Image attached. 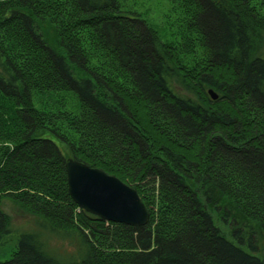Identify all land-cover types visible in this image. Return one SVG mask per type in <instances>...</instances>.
Instances as JSON below:
<instances>
[{
  "label": "trees",
  "instance_id": "16d2710c",
  "mask_svg": "<svg viewBox=\"0 0 264 264\" xmlns=\"http://www.w3.org/2000/svg\"><path fill=\"white\" fill-rule=\"evenodd\" d=\"M169 1L163 41L122 0H0V264H264V0ZM70 157L148 224L79 207Z\"/></svg>",
  "mask_w": 264,
  "mask_h": 264
},
{
  "label": "water",
  "instance_id": "95a60500",
  "mask_svg": "<svg viewBox=\"0 0 264 264\" xmlns=\"http://www.w3.org/2000/svg\"><path fill=\"white\" fill-rule=\"evenodd\" d=\"M66 170L69 193L82 209L106 221L148 224L149 209L133 187L72 157L66 159Z\"/></svg>",
  "mask_w": 264,
  "mask_h": 264
},
{
  "label": "rangeland",
  "instance_id": "374dc122",
  "mask_svg": "<svg viewBox=\"0 0 264 264\" xmlns=\"http://www.w3.org/2000/svg\"><path fill=\"white\" fill-rule=\"evenodd\" d=\"M122 2L127 9L129 8L137 11L138 14L142 16L143 19L146 20L147 24L156 30L161 40L170 41L174 39L173 33L175 30L174 27L177 25L175 22L178 14V10H177L178 7L174 5V3L170 2L169 0H122ZM49 24L50 23L48 21H43L41 23V28L44 36L52 40L54 39L56 32H54L53 27L50 26ZM258 31L260 36L255 40L256 42H255V50H254V53L257 55L264 53V32H261L260 29H258ZM133 188L135 189V187ZM8 204L10 203L8 202ZM219 207L223 208L224 205L222 204ZM5 208H6L5 210L8 213L13 215L15 220H20L18 213L14 209H12L11 204L7 205ZM223 210L228 216L227 217L228 220L226 222L228 224L227 225L228 227L229 226L232 227L233 223H235L236 221L242 223L246 222L243 217V214H241L239 211L228 208L226 205H225V209ZM27 222L28 221H25L24 219H22L20 222L24 229L28 228V225H26ZM216 222H218L219 226L223 227V229L227 230V227L223 225L224 224L223 220ZM261 230H259L260 255L264 254L263 252L264 236ZM49 242H51V239H49ZM53 245L54 247H57L61 251H63V253L66 252L65 249L69 247L66 241H60V240L53 241Z\"/></svg>",
  "mask_w": 264,
  "mask_h": 264
},
{
  "label": "bare ground",
  "instance_id": "6f19581e",
  "mask_svg": "<svg viewBox=\"0 0 264 264\" xmlns=\"http://www.w3.org/2000/svg\"><path fill=\"white\" fill-rule=\"evenodd\" d=\"M145 20V19H144ZM146 21V20H145Z\"/></svg>",
  "mask_w": 264,
  "mask_h": 264
}]
</instances>
